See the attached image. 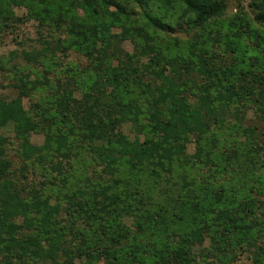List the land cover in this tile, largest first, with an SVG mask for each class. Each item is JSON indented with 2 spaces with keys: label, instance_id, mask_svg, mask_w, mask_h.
I'll return each mask as SVG.
<instances>
[{
  "label": "trees",
  "instance_id": "trees-1",
  "mask_svg": "<svg viewBox=\"0 0 264 264\" xmlns=\"http://www.w3.org/2000/svg\"><path fill=\"white\" fill-rule=\"evenodd\" d=\"M171 3L175 25L203 39L187 77L178 40L160 38L174 27L160 16ZM254 5L264 26V0ZM14 6L66 37L44 39L43 70H17L18 96H0L1 264H264V140L244 121L250 110L264 120V31L222 21L225 0H0V45L26 20ZM56 52L89 64L49 62ZM145 56L161 84L139 74ZM127 122L137 140L121 131ZM7 127L49 184L29 191L13 178Z\"/></svg>",
  "mask_w": 264,
  "mask_h": 264
},
{
  "label": "rangeland",
  "instance_id": "rangeland-1",
  "mask_svg": "<svg viewBox=\"0 0 264 264\" xmlns=\"http://www.w3.org/2000/svg\"><path fill=\"white\" fill-rule=\"evenodd\" d=\"M228 3V10L226 16L222 21H230L236 19H242L244 21H249L251 25H253L256 29L260 31H264V26L258 25L254 21V1L255 0H225ZM174 5V4H173ZM171 3V6H167L166 10L161 12L160 16L166 19H171V25L174 26L171 30L169 29L168 33L163 32L160 34V38H165V40H178L177 44V52L182 55L183 57L187 58V61H181L177 64L176 69L183 77H187L189 72V63L190 59H193V56L196 55L200 50L199 45L203 44V39H200L198 42H195L192 39L193 34L189 32L187 24L185 22L179 20V23H184L181 28H178L176 24V20L181 16V13L178 10L174 9V6ZM17 17L26 19L22 23L18 24L15 29H11L4 34L2 44L0 45V60L3 62L4 69L0 70V96L6 97L7 99H15L18 94L19 90L17 88V81H15V74L17 70H25L28 72L30 69H37L38 71H42L43 67L39 64L38 58L42 54V50L44 49V39L47 41L53 42L54 38L56 37H66V32L63 29L52 30L47 27H42L39 22L35 19L28 18L29 11L26 7L21 6H14L13 7ZM135 10H140L139 8ZM82 14V13H81ZM218 27H223L221 24ZM114 32L118 33L119 30L115 29ZM203 33V31L199 32ZM195 34V33H194ZM209 33L204 39H210ZM194 41V42H193ZM121 48L124 54H134L135 53V46L130 40H126L121 44ZM33 55L36 58V62H30L25 58V55ZM57 54V60L61 63V65L66 66L68 64L77 65L78 69H84L88 64L89 61L82 57L80 54L76 52H69L68 56H64L58 52L55 55L47 54L48 61L50 62L51 57H55ZM229 56L225 55V60H228V63L223 65H228L230 68V60L227 59ZM150 56L149 57H142L141 63H143V67L140 68L139 74L141 77L144 78L145 82L148 80H155L158 84H161L162 81L152 72V68H150ZM116 62L115 64H117ZM59 70L60 68L57 67ZM192 73V72H191ZM138 76L140 77V75ZM195 74L199 75L201 73L195 72ZM201 78V77H200ZM202 78L205 79V76ZM202 82V80H200ZM76 96L81 99V94L76 93ZM192 96V95H191ZM39 95L34 93L31 98H24V108L26 110L34 109V103H36L39 99ZM192 99V98H191ZM194 98L192 99V103H194ZM234 121L233 118L230 119ZM245 123L248 124L250 127H257L261 133H257L260 135L261 139L264 140V120L262 117H258L255 111H248L245 117ZM121 131L128 136L131 140H137L139 137L135 131V127L132 123L127 122L121 127ZM2 133L9 137L10 144L7 147V154L8 158L12 163V175L13 178L21 185V187L28 189L29 191L32 189L33 186L41 188V186H45L48 183V179L45 177V172L43 170L42 164H37L33 166L29 162H25L20 156V142L15 138V134L11 127L5 128ZM142 139L143 137L140 136ZM31 142L33 145L42 146L45 143V137L41 133H33L31 136ZM188 152L189 154H193L195 152V145L194 143H190L188 145ZM27 165V168H24V165ZM66 164V162H65ZM63 169V168H62ZM66 165H65V168ZM98 170H102V168L98 167ZM91 174L93 173L92 168L88 171ZM47 187L45 188V190ZM53 196H56L54 194ZM65 217V214H64ZM128 224L133 222L132 219H126ZM64 257H60L59 261L62 262ZM75 264H83L80 260L74 261ZM248 263L247 257L242 256L238 260V264H246ZM1 264V261H0Z\"/></svg>",
  "mask_w": 264,
  "mask_h": 264
}]
</instances>
